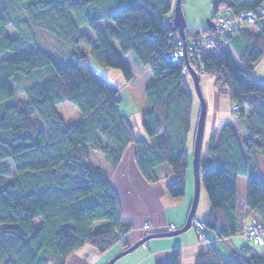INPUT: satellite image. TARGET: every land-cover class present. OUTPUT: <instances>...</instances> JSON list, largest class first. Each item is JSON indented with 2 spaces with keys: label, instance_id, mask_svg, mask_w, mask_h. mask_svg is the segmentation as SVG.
<instances>
[{
  "label": "trees",
  "instance_id": "obj_1",
  "mask_svg": "<svg viewBox=\"0 0 264 264\" xmlns=\"http://www.w3.org/2000/svg\"><path fill=\"white\" fill-rule=\"evenodd\" d=\"M212 5L214 23L225 10L234 16L244 11L257 15L264 0H213ZM173 7L174 0H0V56L13 53L0 59V264H66L85 245L102 254L131 230L123 223L111 181L89 160L92 150L103 153L116 169L129 144H134L144 178L158 183L157 169L167 165L174 175L166 185L168 194L172 199L185 197L195 97L186 78V60L164 58L172 51L166 39L173 30L169 26L175 20ZM104 20L108 24L103 26ZM254 25L258 35L244 29L227 45H208L214 49L211 53L204 48L188 56L192 65L200 62L195 69L199 77L202 73L213 77L216 87L240 105L237 115L244 121L242 138L225 126L220 140L210 142L207 166L200 162L211 208L204 225L220 239L246 231L251 214L264 224V175L252 163L258 152L264 153V85L253 76L255 64L264 58V20L259 18ZM10 26L15 37L7 33ZM30 28L53 36L69 49L68 56L59 61L34 44ZM175 34L180 35L178 30ZM236 37L244 40L239 46L240 67L228 49ZM85 50L103 68L118 70L127 83L134 76L125 55L151 69L154 80L145 90L141 111L150 144L135 136L120 113L119 91L88 72ZM34 72L40 73L34 80L38 81L19 87L20 76ZM20 93L28 101L19 100ZM66 102L80 110L75 124H68L57 109ZM245 107L252 112L246 113ZM240 178H246L248 186L242 209ZM248 244L230 260L210 246L195 264H264V256ZM181 257L176 248L166 264H181Z\"/></svg>",
  "mask_w": 264,
  "mask_h": 264
},
{
  "label": "crops",
  "instance_id": "obj_2",
  "mask_svg": "<svg viewBox=\"0 0 264 264\" xmlns=\"http://www.w3.org/2000/svg\"><path fill=\"white\" fill-rule=\"evenodd\" d=\"M175 4H176V0H174V7ZM247 31L253 35L259 34V30L256 27H253L252 29L250 28V30ZM206 49H207L206 52L208 53H211L214 50L212 49V46ZM113 72H115V74L118 76L119 79L121 77L123 78L122 74H120L118 70H112L111 72L108 71V73L114 75ZM92 74L98 78V75L94 73ZM206 81H207L206 84L208 90L211 91L212 93L211 102L215 104L216 115L213 116L214 117L213 121L211 122V126L207 133L208 136L206 134L207 132L206 131L207 126H206L205 138L207 136L208 146L205 148V150L203 148L201 154L202 166H207L208 163L207 153L211 140L215 138L217 143L222 136L221 132L225 126L227 125L230 126L236 132L237 130H239L238 123L232 125L233 122H231L230 119L229 120L222 119L221 112H219V105L224 103L223 92L221 93V91L214 86L213 79L211 80L212 82L207 79ZM190 90L191 92H193L192 87H190ZM116 91H119V93L122 95L120 88H116L114 92ZM122 97H123V102L121 105H119L120 113L123 116H125V118L129 121L131 127H133L135 136L139 139L141 138L148 141V143L150 144L151 140H149V138L147 137L142 126L141 113L139 114V117L133 115V112H129V113L127 112L125 114L122 113V108L125 105L124 95H122ZM193 97H194V92H193ZM194 103L195 104H194L193 117H192L193 125L187 143L188 155L190 153H193L194 150L193 139L195 140L194 137H196L195 133L197 130L196 124L193 123L194 115L196 114L195 111L197 108L195 98H194ZM127 148L128 149L126 150L124 156L122 157L121 162L119 163V166L116 169H112L110 161L106 160V157L103 153H102L103 160H105L106 162V163L103 162L104 169L97 167L96 165L95 167L101 169L104 172V174L107 176L109 181H111V184L114 190L117 192L119 196V200L121 202V207L123 212V223L129 225L131 227V230L125 233L121 241L114 244V246H112L111 249L107 250L106 252H103L102 254L99 253L95 247L85 245L80 250L73 252L66 261V264H108L114 258V256H117V254H120L126 249L133 247L137 242L144 239V237L148 235L147 231L143 229V225L145 222H151L155 226L154 229L151 231L152 234L154 233L165 234L167 232L168 233L172 232L170 231L171 225H175L176 230L183 228L186 225L187 222L186 219L189 215L187 209L188 202L186 197L179 199H175V198L172 199L166 189V185L169 182L173 181L174 179L172 169L169 168V166L167 165H163L162 167L158 168L157 175L160 181L156 184L153 183L150 184L144 178V176L140 172V169H138L137 161L135 158L136 148L134 144H129ZM94 152L96 151L93 150L91 151L89 160L91 159L92 154ZM262 154L264 155V153ZM262 154L257 153L253 157L252 163L259 165L258 162L260 160V157L264 158ZM248 161L249 158L247 159V162ZM248 164H249V170H252V164L250 162ZM261 174H263L262 171ZM238 186H239L238 207L242 209L245 201V194L247 192V187H248L246 178H240ZM201 188L203 189V186H201ZM202 209L203 210L201 211L198 206V211L196 213L195 220H199L205 224L211 212L210 202L208 197L206 198L204 202V207ZM256 218L257 217H255L253 214L248 216V218L246 219V230L250 226V222ZM183 224L185 225L183 226ZM192 229L193 231H195L194 233H192V231L190 232L187 231L185 234H181L183 236H180L176 239H169V237H165V238H155L149 240L148 242H146V244H144V246L139 247L138 249L134 250V252L129 253L126 256H123V258L118 260L115 264H166L167 261L171 260L173 252L174 250H176V248H180L182 252V257L180 260L181 264H195L196 263L195 260L197 259L198 255L206 252L205 251L206 244L200 241L199 232L194 228V225L192 226ZM244 232L245 231H243L237 236L229 237V239H220L218 238L217 234L214 231L206 229V238L207 241L211 244V247H213L216 251H218L224 259L230 260V258L233 257L238 251H240L241 248L247 246L249 247L248 240L244 237ZM258 253L262 255V252H258Z\"/></svg>",
  "mask_w": 264,
  "mask_h": 264
},
{
  "label": "rangeland",
  "instance_id": "obj_3",
  "mask_svg": "<svg viewBox=\"0 0 264 264\" xmlns=\"http://www.w3.org/2000/svg\"><path fill=\"white\" fill-rule=\"evenodd\" d=\"M212 1L213 0H182L183 13H184V17L186 18L187 25H188L187 30L197 31L199 29L205 30L206 28H208L207 26H208L209 20L214 19L215 17L214 16L215 15L214 6L212 5ZM225 11H222L220 13H224ZM17 14L19 15L20 18L24 19L25 15L21 11H18ZM107 24H108V21L106 20L102 22L103 26ZM253 27H256V26L252 25L248 27L247 29L250 30V28L252 29ZM84 32L88 33L91 37L93 35V34L91 35V33L86 28L84 29ZM7 33L9 36L15 37V30L12 26L8 27ZM185 33L187 34V32ZM29 35L34 44L41 45L49 54H52L53 56H55L56 59H58L59 61L64 60L68 56L67 54H68L69 49L65 45L60 44L57 40H55L53 36L47 34L46 32L42 30L30 28ZM242 44H244V40L243 38L239 37L235 40L234 44H231V46H228L231 56L234 58V61L238 67L241 66V61L239 58V55H240L239 46H242ZM85 54L88 55V60H87V65L89 66L88 72L90 71L91 74L94 73L98 75V79L104 85H107L111 90L114 91L116 88L121 89L122 95H124L125 97V105L122 108V113L125 114L127 112L128 113L133 112V115L139 117V114L145 107V102H146L145 101V98H146L145 90L148 89V87L153 84L152 82L154 80L153 72H151V69L150 68L144 69L141 66H139L137 63H135L133 55H129V56L125 55L124 57L125 63H127L131 73L134 76L133 81L126 84V82L124 81V78L121 77L119 79L118 76L115 74V72H113L114 75H112L108 73V71L111 72L112 70L105 68V67L103 68L100 64H98L96 60L91 56L90 51L85 50ZM10 56H13V53L2 55L0 56V59H6ZM188 56H192V54L191 55L189 54ZM191 66L194 70L198 69L199 68L198 61L193 65L191 64ZM38 75H40L39 72H34L32 75H30V77L20 76L24 80L23 79L20 80L19 87H27V86H31L32 84H35L38 80L37 81H34V80L37 79ZM253 76L256 77V79L261 85H264V59H262V61H259L258 63L255 64V72L253 73ZM186 78H187V82H189L190 87H192V90L194 92L195 102L197 104V108L195 111L196 114L194 113L195 115H194V120H193L194 121L193 123L196 124V128H197L198 126L197 123H198V120L201 114L200 111L202 108V102H200L199 96L197 92L195 91L194 81L190 73H188V76ZM199 79L201 81V92L203 93L204 101L207 104V118H206L207 130L205 128V130L207 131L206 132L207 134L211 126V122L213 121V118H214L213 116L216 115V110H215L216 107H215V104L211 102L212 93L211 91L208 90L206 79L211 81L212 79L214 80V78L209 77L208 75H205L204 73H202ZM214 86L216 87L215 80H214ZM18 99L28 101L26 94L24 93H20L18 95ZM223 99H224V103L219 105V112H221L222 119L223 120L230 119L231 122H233L232 125H235L238 123L240 131L237 130L236 133H238L239 136L242 138L245 134V132H243L244 121H239L237 112L234 111V105L236 103L233 101L231 102L229 93L227 91H223ZM57 109L60 115L66 120L68 124H75L80 120L81 113H80L79 108H77L75 105L71 103H68V102L63 103V105L57 106ZM244 111H246V113L248 114L252 112L251 109H249V107H245ZM207 136L206 138H204L205 140L204 150L208 146ZM259 154H262V153H259ZM189 156H190L191 162H190V169L188 170V174H187L188 183H187V191L185 195L187 202H188V208H187L188 214L191 210L190 207L194 201V195H195V189H196L195 188L194 167H193V160H194L193 153H190ZM90 160L97 167L104 169L103 162H105V160H103L102 153L94 152ZM258 164H259L260 171H262V173L264 174V158L263 157H260ZM205 195L207 198L205 187H203L201 194H200V202H199V209L201 211L203 210L202 208L204 207V202L206 200ZM40 224H41V221H37L36 227L40 226ZM184 225L185 224H183V226ZM190 231H192V233L195 232L193 231L192 228L188 230V232ZM180 236H183V235H176L175 237H169V239H176ZM244 237L246 238V233H244ZM247 240H248V243H250V240L249 239ZM255 247L257 251L262 252V255L264 256V244H262V246H255Z\"/></svg>",
  "mask_w": 264,
  "mask_h": 264
},
{
  "label": "built area",
  "instance_id": "obj_4",
  "mask_svg": "<svg viewBox=\"0 0 264 264\" xmlns=\"http://www.w3.org/2000/svg\"><path fill=\"white\" fill-rule=\"evenodd\" d=\"M259 18L264 20V8H262L257 15L253 11H244L234 16L229 10H226L224 13L218 15L214 24L215 28H212L209 32H205L201 29L199 31L187 30L185 38L182 39L179 34H175V31L172 30L169 33V38L166 39V43L172 47V51L165 53L164 58L173 62H179V60L185 59L186 55H189V52L198 53L212 43H223L227 45L229 40L238 31L247 29L256 24ZM198 65V67L201 66L200 62ZM240 109V105H234V111L239 112ZM193 225L199 232L200 241L206 244L205 250H208L211 244L207 241L204 223L196 220ZM154 227L155 226L151 222H145L143 225V229L147 231L148 235L152 234L151 231ZM170 231H176V226L171 225ZM244 233H246V238L250 240L253 246H262V244H264V224L258 222L256 219L251 222Z\"/></svg>",
  "mask_w": 264,
  "mask_h": 264
},
{
  "label": "water",
  "instance_id": "obj_5",
  "mask_svg": "<svg viewBox=\"0 0 264 264\" xmlns=\"http://www.w3.org/2000/svg\"><path fill=\"white\" fill-rule=\"evenodd\" d=\"M175 11H174V23H170L169 26L174 30V31H179L180 35L182 38H185V32L188 29V25H187V21L186 18L184 17V13H183V7H182V0H176V4H175ZM208 27L211 28H215L214 27V23H211L209 21L208 23ZM186 60V68L187 71L190 73L193 81H194V86H195V91L197 92L200 102H202V108L200 111V117L198 120V127L196 130V137L194 140V150H193V156H194V160H193V167H194V177H195V195H194V201L190 207V213L187 217V222L186 225L183 228H180L176 231L173 232H167L165 234H161V233H154L151 235H147L146 237H144V239L140 240L139 242H137L133 247L126 249L125 251H123L120 254H117V256H115L108 264H115L118 260L122 259L123 256H126L129 253L134 252V250L138 249L139 247L144 246V244H146V242H148L149 240L155 239V238H165V237H175L176 235H181V234H185L188 230H190L193 226V219L196 216V213L198 211V206H199V202H200V194L202 191V177H201V166H200V162H201V154L204 148V138H205V128H206V118H207V104L204 101L203 98V93L201 92V81L199 79V75L198 73L192 68L190 60L188 55H186L185 57Z\"/></svg>",
  "mask_w": 264,
  "mask_h": 264
}]
</instances>
